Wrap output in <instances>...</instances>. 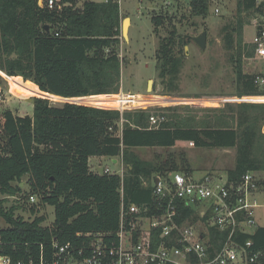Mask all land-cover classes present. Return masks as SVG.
Segmentation results:
<instances>
[{"label":"trees","instance_id":"16d2710c","mask_svg":"<svg viewBox=\"0 0 264 264\" xmlns=\"http://www.w3.org/2000/svg\"><path fill=\"white\" fill-rule=\"evenodd\" d=\"M80 1L61 0V8L49 9L41 0H0V71L8 78L32 82L37 91L32 115L6 110L0 125V195L5 197L0 202L16 201L8 208L0 206V220L7 225L0 228V255L13 261L25 258L29 251L37 253L41 243L49 249L54 238L63 244L76 243L78 233L113 234L117 241L122 204L148 206L147 216L160 215L163 211L157 208L153 193L156 177L175 172L193 175L194 171L183 152L146 161L135 150H170L178 142L192 143L197 149L236 150L235 166L227 171L228 186L234 188L251 172L262 175L258 186L264 192V103H227L207 109L211 115L202 120L166 113L177 107L121 113L82 103L84 98L118 95L124 62L116 50L122 38L118 0H83L78 6ZM209 2L190 0L192 14L206 18ZM254 5L255 0H238L236 22L223 29L227 50L232 51L238 98L264 97L255 75L243 69L244 58L253 55L252 46L244 43L249 24L244 15L249 17ZM153 24L157 33L164 18L154 17ZM180 43L173 27L156 52L163 95L179 89ZM4 83L0 74V86ZM153 112H162L166 118L159 128L150 126ZM94 157L125 164L123 178L91 171L89 160ZM25 178L28 191L20 188ZM30 197H37V203L30 204ZM46 207L54 209L50 226L48 218L40 216ZM177 222L199 224L212 252L229 235L214 227L206 233V219L183 204ZM159 235V230L153 233L154 242ZM234 239L244 246L251 241L252 252H264V227L253 234L237 233Z\"/></svg>","mask_w":264,"mask_h":264},{"label":"rangeland","instance_id":"374dc122","mask_svg":"<svg viewBox=\"0 0 264 264\" xmlns=\"http://www.w3.org/2000/svg\"><path fill=\"white\" fill-rule=\"evenodd\" d=\"M91 1L102 2L103 0ZM237 1L210 0L208 16L203 18L192 14L190 0H118L122 20L130 19L127 21L126 38H121L120 45L116 49L119 58L124 62L121 90L118 94L120 99L117 101L84 98L81 99L82 103L116 110V108L124 106L126 103L123 102L124 100L131 99V103L135 107L149 105L153 110L177 107L179 109L166 113L183 119L193 116L197 120L211 115L207 109L223 108L227 103H264V97L252 99L234 96L236 77L231 62L232 51L227 50L223 29L236 22ZM82 2L83 0L78 3V6H81ZM216 10H219V13H216ZM157 16L164 18V25L155 33L153 18ZM244 18L249 20L246 14ZM173 27L177 29L179 41H181L177 52L183 59V68L177 92L163 95L165 92L157 76L156 52L160 40L166 38ZM203 32L207 33L205 50H202L193 41V38ZM254 32V28L249 22L244 29V43L252 41ZM243 61L244 72L252 74L255 64L245 58ZM16 80H19V92L14 90L11 85L12 80L8 77L5 78V83L0 86V125L3 121L2 114L6 110H12L19 116L32 115L33 113L32 97H37L34 96L37 92L34 84L30 81L24 82L19 78ZM150 80L154 83L151 90L148 91ZM129 94L137 96L129 97ZM95 100L96 103H93ZM50 101L54 104L63 103ZM143 101L146 104H143ZM136 103L138 104L136 105ZM134 152L146 161H154L157 155L164 158L169 152L176 155L183 152L196 179L204 175L225 178L227 171L234 168L236 159V150L197 149L191 143L186 142H178L176 147L170 150L141 149ZM96 163L95 160L92 161V165H95L94 170L100 174L103 173L105 167L111 171H120L121 169L119 164H113L108 158L102 162L101 168ZM257 176L262 177L261 174H257ZM26 180V178L23 180L20 188L28 191ZM257 197L259 202L264 204V192H257ZM4 198L0 195V200H4ZM35 200L38 201L37 197ZM14 204L16 201L13 198H8L3 204L0 202V206L2 205L4 208ZM41 215L48 218V226L55 220L54 209L51 207L43 209ZM259 218L258 226L264 227V211L260 213ZM3 227H5V223L0 220V228ZM195 228L201 232L199 224L195 225ZM256 229L257 227H254L250 232L254 233Z\"/></svg>","mask_w":264,"mask_h":264},{"label":"built area","instance_id":"2783aa9c","mask_svg":"<svg viewBox=\"0 0 264 264\" xmlns=\"http://www.w3.org/2000/svg\"><path fill=\"white\" fill-rule=\"evenodd\" d=\"M43 1L49 9L61 8V0H41V4ZM215 12L219 13V10ZM249 14L250 25L255 31L248 43L253 55L245 59L255 64L252 73L255 83L264 88V0H255ZM125 102L116 110L124 113L150 109L149 105L133 107L131 99ZM165 121L162 112H153L149 123L151 127L159 128ZM120 167V171L107 168L104 174H119L123 178L124 164ZM259 180L257 174L249 172L233 188L228 186L227 177L204 175L196 179L194 174L179 172L168 177L157 176L153 181V193L157 208L163 212L147 216L148 206L132 204L125 207L122 204L117 241L113 234L78 233L80 241L76 243L63 244L54 238L49 249L41 243L37 253L29 251L25 258L17 261L0 255V264H264L263 251L254 253L250 250L251 241L244 246L234 239L237 233L253 234L250 230L259 228V216L264 211V204L257 197V192L262 191ZM121 193L123 195V190ZM35 198L30 197V204L37 203ZM180 204L194 207L200 218L206 219L203 224L206 233L209 227L228 231V238L219 250L212 252L207 239L194 225L178 224ZM4 228L7 225L1 229ZM158 230L159 240L154 242L153 233Z\"/></svg>","mask_w":264,"mask_h":264},{"label":"water","instance_id":"95a60500","mask_svg":"<svg viewBox=\"0 0 264 264\" xmlns=\"http://www.w3.org/2000/svg\"><path fill=\"white\" fill-rule=\"evenodd\" d=\"M128 20H130L129 18H125L124 20H122V38H126V36H125V32H126V30H125V25H126V23H127V21ZM46 29L47 30H49V28H48V26L46 27ZM206 38H207V33L206 32H203V33H201L199 36H197V37H195V38H193V41L202 49V50H205V48H206ZM0 74L4 77V78H6L5 76H7V75H5L2 71H0ZM5 75V76H4ZM153 81L152 80H150L149 82H148V91H150L151 90V87H152V85H153ZM107 96H109V95H107ZM115 162H117L116 160H115ZM156 183H158V180H156Z\"/></svg>","mask_w":264,"mask_h":264},{"label":"crops","instance_id":"0c3cea01","mask_svg":"<svg viewBox=\"0 0 264 264\" xmlns=\"http://www.w3.org/2000/svg\"><path fill=\"white\" fill-rule=\"evenodd\" d=\"M104 1V0H103ZM122 15V14H121ZM129 32H130V29H129ZM8 79H10V78H8ZM120 96L119 95H114V96H112V97H109V99H107V100H119L120 98H119ZM104 100V99H103ZM144 100V99H143ZM124 103H125V100L123 101ZM93 103H96V100L95 101H93ZM138 103H136V105H137ZM143 104H146V102L145 101H143ZM132 105H133V103H132ZM134 106V105H133ZM135 107V106H134ZM137 107V106H136ZM108 108V107H107ZM107 158H105V157H102V158H100V157H94V158H91L90 160H89V166H90V169H91V171H93V172H95V173H99V172H96L94 169V166L95 165H92V161L93 160H95L97 163L96 164H98V166H99V168H101V164H102V162L104 161V160H106ZM110 160V159H109ZM112 161V163L113 164H118V162H115V160H111ZM108 167H105L104 169H103V173H104V171L107 169ZM100 174V173H99Z\"/></svg>","mask_w":264,"mask_h":264},{"label":"bare ground","instance_id":"6f19581e","mask_svg":"<svg viewBox=\"0 0 264 264\" xmlns=\"http://www.w3.org/2000/svg\"><path fill=\"white\" fill-rule=\"evenodd\" d=\"M128 22L125 25V30L127 29ZM12 80L11 85L14 88L16 92H19V80H16V78H10Z\"/></svg>","mask_w":264,"mask_h":264}]
</instances>
